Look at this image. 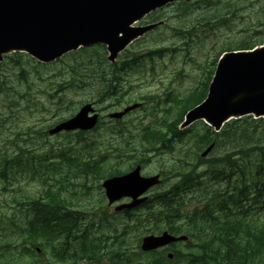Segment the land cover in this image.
Masks as SVG:
<instances>
[{"label":"trees","instance_id":"trees-1","mask_svg":"<svg viewBox=\"0 0 264 264\" xmlns=\"http://www.w3.org/2000/svg\"><path fill=\"white\" fill-rule=\"evenodd\" d=\"M208 6L211 19L217 20L215 27L218 24L230 27L236 20V13L248 11L241 30L244 35L233 49H250L264 42V30L260 29L264 21V0H214ZM227 13H231V17L224 19ZM231 49L226 45L222 52ZM160 51L156 49L150 53L159 54ZM79 53L80 60H76L70 70L77 72L74 69L79 66L85 70L83 75L61 82L54 89L55 93L84 89L87 87L85 81L93 76L99 99L120 102L124 95L120 90L125 85L120 72L138 68L140 56L128 59L125 54L119 55V60L110 64L106 60L105 47L97 44L70 52L65 57L75 59ZM218 56L211 62L201 86L176 98L177 109L172 122L145 128L133 138L121 119L110 120L113 124L108 127L109 136L103 142L93 141L92 150L98 149L100 162L72 160L77 168L66 165L79 173L92 171L104 178L122 174L136 164L144 165L150 158L148 153L172 151L174 142H192L195 152L187 149L178 154L169 162L166 174L160 172L162 182L152 195L138 207L124 210L128 219L123 226L124 233L131 223V228L141 227L148 234L167 230L187 236V240L175 242L163 250L140 251V255L150 256L140 261V255L129 254L123 248L122 236L114 235L116 244L110 247L104 238L91 239L89 232L78 235L77 226L84 211L72 206L62 188L48 184L55 176L65 173L63 164H47L48 154L34 148V141L48 137L47 131L41 127L36 129L34 125L21 127L19 115L12 112L14 108L25 106L32 113L31 109L43 107L31 92L33 83L28 80L27 67L33 66L39 81L48 80L47 84L52 86L51 78L44 79L43 72L39 71L48 64L36 62L34 66L33 58L20 52L4 55L0 61V186L7 191V187L20 177L35 181L41 190L34 196L11 188L9 207L12 211L7 214L0 210V230L5 232L0 244V264H46L44 256L64 264H100L102 258H106L108 264H264V118L249 115L233 119L218 132L201 121L185 129L178 127L185 112L205 98ZM15 72L19 81L25 83L24 89L11 85ZM41 89L39 86V93L53 101L52 93ZM59 100L64 102L63 98ZM102 125L99 121L92 131L99 130ZM9 127L15 128L10 131V137L4 132ZM211 143L213 148L209 154L201 157L200 152ZM167 179L168 186L162 188ZM105 221L104 218L102 222L105 224ZM92 227L93 224L88 231ZM166 251L172 252L171 259Z\"/></svg>","mask_w":264,"mask_h":264},{"label":"rangeland","instance_id":"rangeland-1","mask_svg":"<svg viewBox=\"0 0 264 264\" xmlns=\"http://www.w3.org/2000/svg\"><path fill=\"white\" fill-rule=\"evenodd\" d=\"M213 1L180 0L148 14L140 23L136 24L161 22L134 40L120 54L119 57L125 54L128 59L134 58L135 55L140 56L138 68L120 72L121 79L125 84L120 90L121 94L124 93L120 102L111 101L108 98L106 100L99 99L96 95L97 81L93 76L85 81L87 87L84 89L75 88L55 93L54 89L61 82L68 80L71 76L77 78L78 74L83 75L85 70L79 66L74 69L77 72L70 70L76 60H80V53L75 55V59L64 56L62 61L46 63L48 65L45 68H39V71L43 72L44 79L51 78L54 83L52 86L47 84L48 80L39 81L32 69L33 66L27 67L28 80L33 83L31 92H34L43 107L39 110L31 109L32 113L30 108L26 109L25 106L20 109L14 108L12 112L14 114L17 112L19 115L18 123L21 127L34 125L36 129L41 127L48 131L51 126L61 121V117L66 118L75 113L82 104L87 102L94 105L103 122L97 131L82 133L70 131L53 135L48 133L47 138L34 141L35 150L48 154L45 161L47 164H63L65 173L62 176H55L48 184L62 188L63 195L71 202L72 206L84 211L83 219L78 222V235L82 232H89L91 239L101 238L103 240L104 238L105 243L110 247L116 244L114 235L122 236L123 248L127 253L140 255V240L143 235L148 233H145L141 227L131 228L133 226L131 223L128 232H123V226L128 223V219L123 214L115 213L113 210L115 204H107L104 190L101 187L103 178L92 171L86 174L79 173L74 168L70 169L71 166L66 168V165L76 167L71 163L72 160L83 162L94 159L95 163L100 162L98 149L92 150L93 141L103 142L104 138L109 136L108 127L113 123L110 122L108 113L121 110L125 105L134 102L142 103L139 108L130 111L121 118L122 124L127 126L128 132L133 138L145 128L172 122L177 109L176 98L184 97L195 87L201 86L211 68V62L222 52L223 47L229 45L233 49V46L238 44L244 35L241 30L245 26L244 22L248 11L236 13V20L230 27L220 24L215 27L217 20L211 19L208 11V4ZM230 14H225L224 19H229ZM263 25L264 21L260 27L262 30ZM156 49L161 50L159 54L150 53ZM119 57L116 60H119ZM33 60L34 66L37 65V61L34 58ZM10 83L15 88L24 89L26 87L25 83L17 78V72H15V76H11ZM39 86L42 88L41 90L47 89L49 93H52L53 101L39 93ZM59 98H63L64 102H60ZM22 104L24 103L22 102ZM16 120L15 116L14 121ZM11 130H15V128L9 127L4 132L10 137ZM6 146L12 147L11 144H6ZM95 146L96 144H94ZM173 146L172 151H164L161 154L148 153L147 157L150 156V158L142 165V174L152 175L160 172L166 174L170 169L169 162L178 154H183L187 149L192 153L195 152L190 140L174 142ZM124 168L126 167H122V169ZM168 184L169 179L164 182L162 188H166ZM7 188V191H3L0 186V210L6 211L7 214L12 211L9 207L11 205V188L18 192L34 194V196H38L41 190L35 181L29 182L20 177ZM155 190V188L150 190L147 196L150 197ZM121 202H126V200H121ZM5 205L8 208L4 207ZM104 218L106 219L105 224L102 222ZM91 224L93 227L88 231ZM4 236L5 232L0 230V244L3 242ZM73 241L76 245L78 244L77 240ZM140 256V261H145L150 257L149 255ZM43 259L47 260L46 264H64L59 260L50 259L49 256H44ZM101 263L108 264V260L102 258Z\"/></svg>","mask_w":264,"mask_h":264},{"label":"water","instance_id":"water-1","mask_svg":"<svg viewBox=\"0 0 264 264\" xmlns=\"http://www.w3.org/2000/svg\"><path fill=\"white\" fill-rule=\"evenodd\" d=\"M174 1L177 0H0V61L10 52H24L47 63L71 50L101 43L112 63L132 40L156 25L133 24ZM139 105H128L108 117L119 119ZM246 115L264 117V45L221 54L205 99L185 113L180 128L202 120L219 131L230 119ZM97 120L98 113L87 103L48 133L90 130ZM211 148L212 144L201 156H206ZM140 170L137 165L102 182L109 204L131 198L130 202L115 206V210L137 206L146 199L143 194L160 183L158 174L142 176ZM181 240H186V236L163 231L144 236L140 249L150 251Z\"/></svg>","mask_w":264,"mask_h":264},{"label":"flooded vegetation","instance_id":"flooded-vegetation-1","mask_svg":"<svg viewBox=\"0 0 264 264\" xmlns=\"http://www.w3.org/2000/svg\"><path fill=\"white\" fill-rule=\"evenodd\" d=\"M124 200H125V199H124ZM126 201H128V199H127Z\"/></svg>","mask_w":264,"mask_h":264}]
</instances>
